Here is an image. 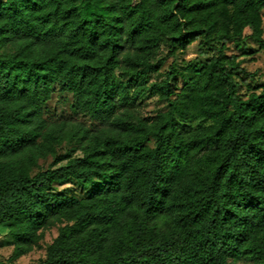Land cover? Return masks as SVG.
Here are the masks:
<instances>
[{
	"label": "trees",
	"instance_id": "1",
	"mask_svg": "<svg viewBox=\"0 0 264 264\" xmlns=\"http://www.w3.org/2000/svg\"><path fill=\"white\" fill-rule=\"evenodd\" d=\"M263 13L264 0H0L9 259L57 226L39 264H264V83L242 96L227 52L264 51ZM195 42L203 62L152 82ZM55 86L92 126L46 118ZM147 92L167 108L142 116ZM68 181L87 194L55 188Z\"/></svg>",
	"mask_w": 264,
	"mask_h": 264
},
{
	"label": "rangeland",
	"instance_id": "2",
	"mask_svg": "<svg viewBox=\"0 0 264 264\" xmlns=\"http://www.w3.org/2000/svg\"><path fill=\"white\" fill-rule=\"evenodd\" d=\"M264 16V13H263ZM197 43H193L186 51L177 54L173 58H169L164 67L159 73H157L153 81H159L165 78L166 73L171 68H179L182 70L185 68L188 62H203L204 57L198 53ZM165 49L160 53L164 54ZM229 54H236L240 60L242 72L237 77L238 88L242 96H246L251 87L264 83V51L259 48L258 43L254 39H249L246 42L245 47L235 48L230 46L227 50ZM181 80L179 79V83ZM74 99L72 94L64 91H60L58 86H55V91L52 98L46 103L45 116L50 121L54 122H66L68 127L82 122L87 126H92V122L81 114L74 112L72 105ZM138 111L144 116H153L159 111L165 110L168 106V102L159 98L157 95L147 92L138 102ZM68 145L63 143L58 147V154L64 153ZM54 157L49 155L39 160L38 169H46L51 166ZM55 188L58 191L73 194L79 197L85 196L87 190L82 188L75 181H68L64 184H55ZM58 234V227L53 226L45 231L44 238L41 241V246L35 248L28 254L21 256L20 258L11 261L9 259L12 252V244L10 238L6 233L0 229V264H39L42 259L46 257V249L52 243L54 238ZM247 264V263H240Z\"/></svg>",
	"mask_w": 264,
	"mask_h": 264
}]
</instances>
